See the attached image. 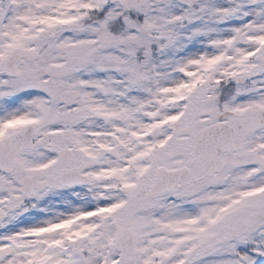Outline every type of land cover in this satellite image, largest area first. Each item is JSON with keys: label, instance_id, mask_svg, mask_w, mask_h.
Here are the masks:
<instances>
[{"label": "snow or ice", "instance_id": "obj_1", "mask_svg": "<svg viewBox=\"0 0 264 264\" xmlns=\"http://www.w3.org/2000/svg\"><path fill=\"white\" fill-rule=\"evenodd\" d=\"M0 264H264V0H0Z\"/></svg>", "mask_w": 264, "mask_h": 264}]
</instances>
